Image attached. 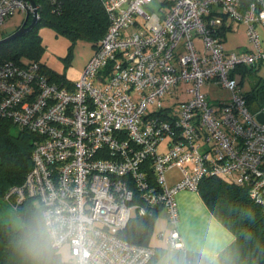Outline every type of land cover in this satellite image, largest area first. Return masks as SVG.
<instances>
[{
	"label": "built area",
	"instance_id": "built-area-1",
	"mask_svg": "<svg viewBox=\"0 0 264 264\" xmlns=\"http://www.w3.org/2000/svg\"><path fill=\"white\" fill-rule=\"evenodd\" d=\"M47 1L58 11L62 0ZM101 2L109 24L78 79L55 82L37 61L0 64V119L38 136L31 169L3 202L17 210L36 199L50 247L67 245L73 264H148L156 247L119 236L133 211L164 209L170 228L158 237L174 250L184 247L176 195L205 177L264 207V104L250 109L242 89V70L264 65V0L245 10L239 0ZM39 8L0 0V28L15 12L39 20ZM233 23L246 27L239 51L224 46ZM211 85L230 98L210 103Z\"/></svg>",
	"mask_w": 264,
	"mask_h": 264
},
{
	"label": "trees",
	"instance_id": "trees-1",
	"mask_svg": "<svg viewBox=\"0 0 264 264\" xmlns=\"http://www.w3.org/2000/svg\"><path fill=\"white\" fill-rule=\"evenodd\" d=\"M33 1L40 5L38 23L27 33L0 44V64L9 60L23 63V58L27 62H39L42 45L36 28L40 24L72 37L87 38L94 46L109 24L101 0H62L58 11H53L47 0ZM239 1L241 10L252 2ZM45 73L60 83L66 77L52 69H45ZM247 73L252 70H242V76ZM246 98L250 109L264 104V78L251 85ZM36 139L38 136L33 132L19 129L9 119H0V208L6 191L22 184L31 169ZM197 192L213 217L234 238L216 254L186 249L185 246L171 249L164 264H264V207L249 198L246 188L216 177L203 178ZM159 210L146 216L135 214L119 236L131 243L149 245ZM15 214L18 225L0 217V264H73L72 260H62L58 250L50 247L36 199L26 198ZM156 248L148 264H153L163 254L162 247Z\"/></svg>",
	"mask_w": 264,
	"mask_h": 264
},
{
	"label": "rangeland",
	"instance_id": "rangeland-1",
	"mask_svg": "<svg viewBox=\"0 0 264 264\" xmlns=\"http://www.w3.org/2000/svg\"><path fill=\"white\" fill-rule=\"evenodd\" d=\"M24 18L25 14L20 12L13 13L0 28V39L14 32L22 24ZM256 30L260 36L261 45L264 47V28L257 26ZM36 31L40 36V44L42 45L39 54V62L43 64L44 70L52 69L56 72L64 73L69 77L78 79L81 70L95 49L93 42L83 37H72L58 31L54 27L43 24L38 25ZM194 41L197 47H201V41L199 39L196 38ZM248 44L246 27L243 24H232L231 30H228L225 39V48L238 51ZM22 62L26 63L27 59L23 58ZM260 78H264V65L255 69L254 73H247L243 76L242 89L244 91L249 90L251 85ZM203 91L207 93L210 103L216 100H226L230 98V91L216 85H211L209 87L204 86ZM173 100L174 99L171 98L169 102L172 103ZM165 175L169 184H173L180 179V172L177 167L169 169ZM132 213L133 216L136 214L135 211ZM157 215L150 241L162 247L164 252L153 264H164L170 257L172 250L169 248L164 238L158 239L156 235L160 226L167 234L170 223L162 212ZM0 217L5 222H12L14 225H18V218L15 214V210H12L5 202L1 205ZM58 253L62 260H71L70 250L67 245L60 248Z\"/></svg>",
	"mask_w": 264,
	"mask_h": 264
},
{
	"label": "crops",
	"instance_id": "crops-1",
	"mask_svg": "<svg viewBox=\"0 0 264 264\" xmlns=\"http://www.w3.org/2000/svg\"><path fill=\"white\" fill-rule=\"evenodd\" d=\"M227 33L228 31L225 34V39ZM65 76L67 75L65 74ZM176 201L179 215L177 229L186 249L216 254L234 238L209 212L197 191H180L176 195ZM161 212L167 218L164 209H160L158 214ZM159 233L166 235V231L161 226L156 236L158 239L163 238L158 237ZM149 245L160 247L151 241H149Z\"/></svg>",
	"mask_w": 264,
	"mask_h": 264
},
{
	"label": "water",
	"instance_id": "water-1",
	"mask_svg": "<svg viewBox=\"0 0 264 264\" xmlns=\"http://www.w3.org/2000/svg\"><path fill=\"white\" fill-rule=\"evenodd\" d=\"M31 2L32 5H35V2L33 0H29ZM29 13H27L25 15V18L22 22V24L14 31L12 32L10 35L6 36L5 38L0 39V44L3 42H7L10 41L20 35H23L25 33H27L30 29H32L37 23H38V19H37V10H34L32 13V16L30 18L29 24L26 25V23L29 20ZM264 117V115H262V113L258 114V118L259 119H264L262 118Z\"/></svg>",
	"mask_w": 264,
	"mask_h": 264
},
{
	"label": "flooded vegetation",
	"instance_id": "flooded-vegetation-1",
	"mask_svg": "<svg viewBox=\"0 0 264 264\" xmlns=\"http://www.w3.org/2000/svg\"><path fill=\"white\" fill-rule=\"evenodd\" d=\"M27 24H29V20H28V22L26 23V25H27Z\"/></svg>",
	"mask_w": 264,
	"mask_h": 264
}]
</instances>
